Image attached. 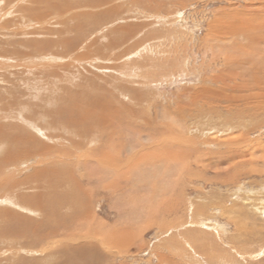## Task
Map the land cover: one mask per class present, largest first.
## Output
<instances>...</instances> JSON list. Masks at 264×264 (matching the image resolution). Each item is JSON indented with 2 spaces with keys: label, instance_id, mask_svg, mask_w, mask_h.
Masks as SVG:
<instances>
[{
  "label": "rangeland",
  "instance_id": "obj_1",
  "mask_svg": "<svg viewBox=\"0 0 264 264\" xmlns=\"http://www.w3.org/2000/svg\"><path fill=\"white\" fill-rule=\"evenodd\" d=\"M62 2L0 0V264H264V0Z\"/></svg>",
  "mask_w": 264,
  "mask_h": 264
},
{
  "label": "bare ground",
  "instance_id": "obj_2",
  "mask_svg": "<svg viewBox=\"0 0 264 264\" xmlns=\"http://www.w3.org/2000/svg\"><path fill=\"white\" fill-rule=\"evenodd\" d=\"M24 1V0H23ZM62 3H65V0H64V2H62ZM66 3H67V1H66ZM85 4V3H84ZM24 5V4H23ZM67 5V4H66ZM5 7H6V5H5ZM65 8V7H64ZM85 8V7H84ZM30 9V8H29ZM32 9V8H31ZM30 9V10H31ZM55 9V8H54ZM99 9H101V8H99ZM33 10V9H32ZM48 10V9H47ZM16 11V10H15ZM3 12V11H2ZM28 12H30V11H28ZM28 12H27V14H28ZM34 12V11H33ZM26 14V15H27ZM26 17V16H25ZM76 17V16H75ZM34 18H35V16H34ZM38 18V17H37ZM36 18V19H37ZM59 18V17H58ZM19 20H21L20 18H18ZM32 20H34V19H32ZM28 21V20H27ZM36 21V20H35ZM26 23H28V22H26ZM1 25V24H0ZM7 25V24H6ZM43 25V24H42ZM22 34V33H21ZM24 35V34H23ZM35 35V34H34ZM27 39L26 38H24V41H26ZM34 40V39H33ZM35 42H36V40H34ZM46 42V41H45ZM44 42V43H45ZM63 42V41H62ZM27 43H29V42H27ZM32 43V42H31ZM34 44H36V45H34ZM37 44H39V41L38 42H36V43H34L33 42V44H32V46H37L38 47V45ZM40 45V44H39ZM49 45V44H48ZM61 45V44H60ZM31 46V45H30ZM109 46H110V44H109ZM28 47V46H27ZM41 47V46H40ZM20 48V47H19ZM47 48V47H46ZM33 49V48H32ZM28 50V49H27ZM34 51H35V53L37 52L36 51V49L34 48ZM31 52V51H30ZM9 53V52H8ZM34 53V52H33ZM32 53V54H33ZM9 55V54H8ZM8 55H6V56H8ZM34 56V55H33ZM41 56V55H40ZM28 57V56H27ZM35 57H36V54H35ZM35 57H34V59H35ZM38 57V56H37ZM43 57V56H42ZM40 58V57H39ZM13 59H15V58H13ZM1 63V62H0ZM4 63V61H2V64ZM13 63V62H12ZM14 65V67H15V64H11V66H13ZM4 66V65H3ZM17 66V65H16ZM5 67V66H4ZM13 67V68H14ZM17 68V67H16ZM12 91H13V89H12ZM16 90L14 89V92H15ZM19 91V90H18ZM17 91V92H18ZM7 92V91H6ZM9 92H10V90H9ZM8 94V93H7ZM11 94H13L12 96H16V95H14V93H11ZM11 94L8 96L9 98H12V96H11ZM15 94H16V92H15ZM0 95H1V93H0ZM0 98H1V96H0ZM62 208H64V209H62L61 211L64 213V211H67V210H70L71 208H69L68 207V209H66L65 207H62ZM17 213V212H16ZM62 213V214H63ZM59 214V216H58V218H60V220H61V222H62V224H63V222H65L66 220V217H65V215L63 214ZM19 230H21L20 232H24V233H33V230L31 229V226H29V225H27L26 223H22V221H20V225H19ZM32 228H34V227H32ZM37 228V227H36ZM30 229V230H29ZM35 230V229H34ZM42 230V229H41ZM37 230H35V232H36ZM55 231V230H54ZM21 234V233H20ZM29 234V235H30ZM52 233H50V235H51ZM55 234V233H54ZM56 234H60L59 233V231H58V233H56ZM44 239H43V241L45 240V239H50L48 236H44L43 237ZM52 239V238H51ZM74 239H76V238H74ZM64 241V240H63ZM78 241V240H77ZM81 240H79L78 242H80ZM47 243V242H46ZM48 244H51L50 243V241H49V243ZM66 244V243H65ZM84 245V244H83ZM59 246V245H58ZM81 246V245H80ZM76 249V248H75ZM74 249V250H75ZM95 248L94 247H90L89 249H87L85 246L84 247H80V249H79V251L77 252V256L76 257H74V259L73 260H71V262L69 263V264H81L80 262H88L89 261V259H92V261H94L95 262V260H96V252H95V250H94ZM65 255H66V253H64ZM65 259H67V258H65ZM67 264H68V262H67ZM89 264H90V262H89Z\"/></svg>",
  "mask_w": 264,
  "mask_h": 264
}]
</instances>
